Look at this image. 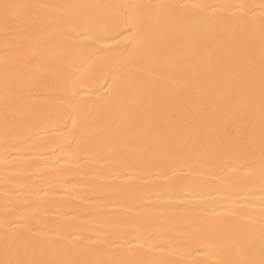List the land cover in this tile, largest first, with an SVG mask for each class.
I'll use <instances>...</instances> for the list:
<instances>
[{
	"label": "snow or ice",
	"instance_id": "snow-or-ice-1",
	"mask_svg": "<svg viewBox=\"0 0 264 264\" xmlns=\"http://www.w3.org/2000/svg\"><path fill=\"white\" fill-rule=\"evenodd\" d=\"M257 15L264 39V0L258 5H190L136 0L105 4H47L0 0V37L3 39L0 57H3V104L6 111L13 105L24 107L23 97L34 94L35 89L42 86L38 81L44 70L36 67L37 50L53 40L87 49L88 54L76 72L104 65L108 74L103 87L108 91L95 98L93 108L85 112L79 126L72 122L73 138L67 147L72 149L80 143L91 146L88 129L100 115V110L111 107L112 118L103 129L106 145L127 133V141L134 143L144 158L160 169L158 175H175L180 169L188 174L186 178H192L194 182L198 180L201 186L207 183L218 199L230 206L226 212H219L220 205L213 200L205 210L185 214L188 218L183 226H177V213L170 214L168 227L163 231L159 229L161 216L148 214L136 229L135 239L137 242L143 240V244L132 247L133 239H126L127 233H118L111 244L126 246L123 248L124 258L106 260L102 257L96 264H177L157 255L164 248L173 246L191 249L187 255L208 253L217 257L215 264H264V43L258 61L255 55L249 57V74L242 80L239 90L233 93L221 88L218 78L210 76L211 57L205 60L199 57L196 47L178 45L174 39L182 26H194L214 30L224 47L235 50L244 39V32L231 30L232 19L247 22ZM59 26H63L62 31L49 34L50 29ZM121 37L127 43L121 41L117 47H100L103 42H116ZM177 78L199 88L216 111L212 112L208 107L197 110L190 119L187 134L153 142L149 128L155 112L149 114L146 108L135 125V132L128 131L127 123L120 119L121 114L133 112L137 106L135 101L155 105L159 110ZM257 79L260 83L258 105L253 87ZM19 80L25 81V85L18 84ZM72 83L75 87L77 81ZM95 90L99 92L98 88ZM241 94L248 97L245 105L240 103ZM257 109L258 118H255L253 112ZM8 132L6 120V135ZM29 139L30 136L24 137L25 141ZM205 171L212 172V175L205 177ZM256 182L259 183L261 201L258 228L252 219L248 199ZM5 207L7 210L8 205ZM8 215L6 211V217ZM4 223L0 264H78L76 260L45 258L42 249L38 253L40 246L20 243V237L7 227L14 224V220L6 219ZM174 235L183 239L155 245L149 243L159 237ZM136 254H139L138 259L133 258Z\"/></svg>",
	"mask_w": 264,
	"mask_h": 264
},
{
	"label": "bare ground",
	"instance_id": "bare-ground-1",
	"mask_svg": "<svg viewBox=\"0 0 264 264\" xmlns=\"http://www.w3.org/2000/svg\"><path fill=\"white\" fill-rule=\"evenodd\" d=\"M20 3L47 4H105L128 2V0H15ZM142 3L184 4H259L261 0H136ZM259 9H257V12ZM216 15H219L217 12ZM63 26L53 27L50 35H56ZM231 30H243L244 39L235 50L224 47L222 39L214 30L182 26L174 37L181 46L191 45L198 49L199 57H211L210 76L219 79V86L237 92L241 82L248 76V59L259 51L264 39L260 33V20L247 22L231 21ZM116 42L106 41L100 47H117ZM127 43V41H123ZM3 39L0 37V48ZM88 54L87 49L70 47L67 43L53 40L37 50L36 67L44 70L38 83L42 86L34 94L23 97L24 107L11 106L7 111L3 104L4 80L3 57H0V249L3 245L5 220L15 223L7 227L20 237L25 246L38 245L47 259L76 260L78 264H96L102 257L106 260L124 258L123 248L112 245L117 234L127 233L132 238V247L143 244L135 239L136 229L148 214L161 216L159 229L168 227L170 214L177 213V226H183L185 214L198 213L216 200L219 212H226L229 205L219 200L207 183L186 178L187 173L177 169L175 175H158L160 169L145 159L143 152L127 141V133L118 136L114 143L106 145L103 129L112 118L111 107L100 110L88 129L91 146L80 143L72 149L67 144L72 140L74 121L77 126L85 112L93 108L95 98L108 90L103 87L107 77L104 65L89 67L76 72ZM77 81L73 87V81ZM18 84L25 85L19 80ZM87 85V87H82ZM253 87L257 92L259 80ZM99 89L97 92L95 89ZM248 97L240 95L245 105ZM132 102V101H129ZM133 112H124L120 119L127 123L128 131L135 132V125L144 114L155 112L149 134L153 142L187 134L190 119L206 107L212 112L215 106L201 95L199 88L189 82L176 79L163 107L148 106L135 101ZM191 110V111H189ZM258 118V109L253 112ZM207 119V116L204 117ZM9 132L5 133V122ZM100 129V132L94 131ZM30 136L25 141L24 137ZM228 137V133H225ZM106 145V146H105ZM109 150L111 154L109 155ZM107 156L105 159L104 157ZM203 167V166H202ZM205 177L212 172L205 171ZM215 183V182H213ZM259 183L252 186V219L259 227L261 201ZM6 205L8 208L6 210ZM183 206V207H181ZM6 211L9 215L6 217ZM183 237H159L149 243L179 241ZM191 249L164 248L157 255L170 262L195 261L196 264H215L217 257L208 253L191 252ZM134 259L139 258L136 254Z\"/></svg>",
	"mask_w": 264,
	"mask_h": 264
}]
</instances>
